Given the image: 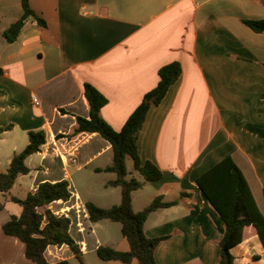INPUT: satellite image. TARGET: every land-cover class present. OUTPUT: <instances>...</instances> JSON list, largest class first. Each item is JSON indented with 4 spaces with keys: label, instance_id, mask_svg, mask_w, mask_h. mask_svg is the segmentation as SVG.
Masks as SVG:
<instances>
[{
    "label": "crops",
    "instance_id": "1",
    "mask_svg": "<svg viewBox=\"0 0 264 264\" xmlns=\"http://www.w3.org/2000/svg\"><path fill=\"white\" fill-rule=\"evenodd\" d=\"M29 5L46 27L29 18L8 42L4 32L23 9L21 0H0V128L10 127L0 137L5 170L28 144L29 131L43 130L47 142L27 158L31 172L18 177L10 193H0L3 209L15 189L23 199L40 183L67 180L70 200L40 211L68 217L83 254L109 246L98 229L109 233L108 223L116 222H92L85 204L117 206L121 188L110 185L117 175L104 171L113 157L110 144L96 133L74 132L77 117L89 116L84 84L107 99L101 115L120 131L156 87L159 69L177 61L181 75L149 109L137 138L142 164L153 163L162 178L134 191L132 208L143 211L155 198L175 202L150 213L144 224L150 238L170 236L156 248L158 264H217L224 225L195 180L231 156L264 214V33L244 24L264 19V0H29ZM7 220L0 224V264H34L24 244L4 234ZM243 239L231 250L235 263L241 258V264H264L252 228H245ZM45 256L51 263L74 258L65 245L49 246Z\"/></svg>",
    "mask_w": 264,
    "mask_h": 264
},
{
    "label": "trees",
    "instance_id": "2",
    "mask_svg": "<svg viewBox=\"0 0 264 264\" xmlns=\"http://www.w3.org/2000/svg\"><path fill=\"white\" fill-rule=\"evenodd\" d=\"M23 15L5 32L8 42L15 41L29 18L37 21L41 27L46 22L35 15L29 0H21ZM255 33H264V19L245 20ZM182 66L174 61L158 71L159 81L154 89L146 93L133 113L128 117L120 131L114 130L102 117L101 109L107 99L91 84H84V95L89 106L88 118L77 117L76 133H96L106 140L112 148L111 164L104 169L117 175L111 186L121 188V203L110 208H101L93 203H86L85 208L92 222L110 220L121 225L122 237L128 243V250L121 251L109 246H99L97 256L102 261H117L123 264H158L155 251L158 245L170 236L148 237L144 232V224L150 213L175 205V202L164 203L155 198L143 211L134 212L132 193L142 188L144 182H155L162 178V172L150 161L143 164L137 148L138 134L152 106H157L167 94L169 88L178 80ZM10 127L0 128V137ZM28 144L11 159L8 168L0 172V193H10L18 177L28 175L31 169L26 165L29 156L41 151L47 142L43 130L28 132ZM132 161V170L142 177V181L128 170L127 160ZM204 194L208 204L221 218L224 232L220 239L219 258L217 264H234L235 257L231 250L243 242L245 228H252L264 249V214L259 210L251 189L240 168L231 156H227L195 180ZM70 184L67 180L55 183H40L33 193L21 199L11 196V202L19 205L20 215H11L2 225L4 234L14 237L25 246V257L34 264H71L64 259L54 263L47 260L45 253L49 246H68L75 258L84 259L80 245L70 235L71 220L65 215H57L44 208L54 202H67L71 198ZM3 204H0V211Z\"/></svg>",
    "mask_w": 264,
    "mask_h": 264
},
{
    "label": "rangeland",
    "instance_id": "3",
    "mask_svg": "<svg viewBox=\"0 0 264 264\" xmlns=\"http://www.w3.org/2000/svg\"><path fill=\"white\" fill-rule=\"evenodd\" d=\"M7 160L6 159V153L5 150L1 147V142H0V170L4 171L6 166H7ZM127 166H128V170L131 171L132 169V161L128 158L127 160ZM135 178L137 179H141V177L139 175H134ZM131 177V175L129 176ZM13 195L20 197V189H15L12 192ZM258 196V200L261 203V197L259 195ZM4 197L0 198V204H4ZM261 208L264 211V206L262 205V203L260 204ZM20 213V207L17 204H14L12 202H7V204L5 205V208L0 212V224L2 222H4L5 220H7L8 217H10V215L12 214H19ZM108 225L111 226V229L108 232L103 231L102 229H98V234L100 236H107L109 237L108 240H110L109 242L111 246H113V248L117 249V250H121V251H127L129 246L128 243L126 242V240L122 237L121 234V225L117 224V223H111L109 222ZM1 229V228H0ZM109 245V246H110ZM15 255L17 256L16 258H20V251L16 250ZM83 260L81 261L78 258H73L70 263L71 264H123L121 262H117V261H102L96 254L95 251H88L84 254L83 256ZM241 258H237V264H241ZM132 264H136V262L132 263ZM234 264L235 261H234Z\"/></svg>",
    "mask_w": 264,
    "mask_h": 264
},
{
    "label": "built area",
    "instance_id": "4",
    "mask_svg": "<svg viewBox=\"0 0 264 264\" xmlns=\"http://www.w3.org/2000/svg\"><path fill=\"white\" fill-rule=\"evenodd\" d=\"M32 100H33V103H34V104L39 105V102H38V100H37L35 97H33Z\"/></svg>",
    "mask_w": 264,
    "mask_h": 264
}]
</instances>
